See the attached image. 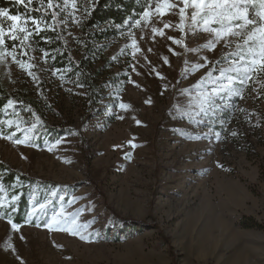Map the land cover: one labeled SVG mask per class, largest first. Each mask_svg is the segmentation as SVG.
<instances>
[{
  "label": "rangeland",
  "instance_id": "obj_1",
  "mask_svg": "<svg viewBox=\"0 0 264 264\" xmlns=\"http://www.w3.org/2000/svg\"><path fill=\"white\" fill-rule=\"evenodd\" d=\"M95 1L75 0V8L38 1V18L27 17L28 39L18 33L27 50L0 45V83L9 92L45 90L52 107L46 125L73 130L50 138L31 121L1 118L0 164L58 187L32 189L28 223L15 231L8 218L17 199L0 184V264H264V72L241 84V73L227 71L250 58L244 37L217 40L204 29L220 24L193 23V9L181 31L182 0H168L177 7L163 15L156 11L162 0H147L112 39L84 43L81 27ZM53 13L70 55L95 56L106 83L91 118L77 77L57 67L61 51L32 44L55 26ZM0 21L7 31L10 22ZM54 217L88 225V239L55 225L49 231Z\"/></svg>",
  "mask_w": 264,
  "mask_h": 264
},
{
  "label": "trees",
  "instance_id": "obj_2",
  "mask_svg": "<svg viewBox=\"0 0 264 264\" xmlns=\"http://www.w3.org/2000/svg\"><path fill=\"white\" fill-rule=\"evenodd\" d=\"M38 1L48 4V0H32L31 4H28L27 0H25V4H18L15 0H0V9H6L10 15H20L26 19L27 17L37 19L39 12L35 10L34 6ZM145 1L147 0H96L81 27L83 42L100 44L112 39V36L116 33L115 29L122 30L126 23L132 21ZM189 9L192 11L191 8ZM49 17L53 18V15H49ZM53 19L55 26L52 27V30H44L32 36V44L37 51H61L60 56L55 60L58 63L57 67L69 68L68 75L77 77L83 90L81 96L83 113L87 118H91L104 91L107 89L105 88L106 83L103 84L98 80L99 68H94L97 59L95 56L90 57L87 53L80 60H75L66 47L64 35L57 21L55 18ZM23 47L27 50V45L25 42L23 43V37L20 36L17 40H5L4 43V48L9 50L16 48L23 50ZM41 93H45V90L42 89ZM41 93L35 96L23 89L9 92L0 83V121L6 114L13 125L17 122L23 124L31 121L44 129L45 134L50 138L73 131L72 129H61L57 126L46 125L45 115L52 110V107L46 94ZM9 101L12 102L11 105ZM75 132L78 133V131ZM41 141L38 140L37 143L40 144ZM0 184L6 195L17 199L16 204L10 207V211L11 213L14 211L11 214L13 223L19 226L28 223L29 197L32 196V189L54 190L58 187L50 182H41L20 175L2 164H0ZM43 197L42 191L35 195L37 202H41ZM241 225L243 228L250 227L247 222H241ZM133 229L135 228L133 227Z\"/></svg>",
  "mask_w": 264,
  "mask_h": 264
},
{
  "label": "snow or ice",
  "instance_id": "obj_3",
  "mask_svg": "<svg viewBox=\"0 0 264 264\" xmlns=\"http://www.w3.org/2000/svg\"><path fill=\"white\" fill-rule=\"evenodd\" d=\"M18 4H25V0H15ZM28 4L32 3V0H27ZM71 3L73 8L76 7L75 0H64V6L68 7ZM183 7L179 8V16H180V24L178 27L181 31L184 30V20L186 16V10L191 8L193 11L191 12V20L193 23H196L198 20H202L204 25H209L213 22L219 23V29H209L205 27V31H213L215 32V36L217 40L224 39L229 36H243L244 44L248 45L247 52L250 54V58L243 64V66H235L234 68H230L227 71H237L242 74V79L240 80L241 84H245L249 79H251V74L254 72H264V0H182ZM27 7V5H25ZM48 7L52 8V0H48ZM177 5L168 3V0H162L161 3L156 5V11L161 15L164 14V9L175 8ZM250 9L254 13V15L250 16ZM151 13L147 10L143 13L142 19H145V22H148L146 18H148ZM55 16V13H53ZM0 18L6 19L10 22L8 25L7 31L5 30L4 23L0 21V45L5 43V37L12 40L19 39L18 33L24 34V39L27 40L30 33L27 31L28 19L20 16V15H10L6 9H0ZM33 25H36V30H39L40 22L33 19L31 21ZM141 23L140 20L136 21V25L139 26ZM170 25L166 24L165 27H169ZM238 29V30H237ZM154 32L158 31L153 29ZM159 34L163 35V32H159ZM251 42V44H249ZM175 43L179 44L180 41H175ZM133 47H135V41H133ZM206 47L214 48L215 44L213 42H209ZM241 46L238 44L237 48L239 49ZM137 51L139 49L137 48ZM11 55V53H8ZM2 55V53H0ZM15 59V56H13ZM241 61L244 60V57H240ZM167 63V60H165ZM22 68L31 67V65H25L23 63L20 64ZM259 66V67H258ZM225 70H221V76L224 75ZM29 75H32L29 72ZM231 78H229V84H231ZM227 87V86H226ZM229 93L232 94L233 90L228 89ZM236 95L240 93L235 92ZM151 101H146V103H150ZM11 101L9 104L11 105ZM121 109H128L129 105L121 103ZM122 119V117H121ZM11 124V121L8 122ZM139 124L140 122L137 121ZM233 136L236 135L235 132L232 133ZM6 139H12V137H5ZM219 138V137H217ZM28 137L26 136L24 140H13L15 144L25 143ZM131 143V142H129ZM135 147L136 145H132ZM51 150V149H50ZM127 158H130L127 157ZM13 200L16 197L12 198ZM4 205L0 203V208ZM41 208L44 206L41 205ZM35 211V209H34ZM8 223L11 225L12 229L15 231L19 230V225L13 223L11 217L8 218ZM55 225V230L64 231L71 235H78L81 240H87L88 237L83 234V230H85L88 225H81L77 222L75 218H65L62 222L57 221L54 217L52 222L45 224V227L51 231L53 230V226ZM23 239V237H21ZM11 247V245H9Z\"/></svg>",
  "mask_w": 264,
  "mask_h": 264
},
{
  "label": "bare ground",
  "instance_id": "obj_4",
  "mask_svg": "<svg viewBox=\"0 0 264 264\" xmlns=\"http://www.w3.org/2000/svg\"><path fill=\"white\" fill-rule=\"evenodd\" d=\"M204 245H206V243H204Z\"/></svg>",
  "mask_w": 264,
  "mask_h": 264
}]
</instances>
